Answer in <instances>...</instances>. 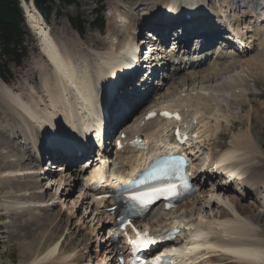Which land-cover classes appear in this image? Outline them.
Instances as JSON below:
<instances>
[{
  "label": "bare ground",
  "instance_id": "6f19581e",
  "mask_svg": "<svg viewBox=\"0 0 264 264\" xmlns=\"http://www.w3.org/2000/svg\"><path fill=\"white\" fill-rule=\"evenodd\" d=\"M94 1L97 2V9L99 10L107 7L102 4L104 0H94ZM154 1H156V3H154ZM154 1H153V6L150 5L149 7H147V13H145L143 18L140 15H138L133 19L132 17L130 19L129 13L132 12H129V10L127 12V7H124V3H126V1L114 0L113 7L111 9L113 10L112 13L114 15V20H113L114 22L110 21L111 27L107 30L108 32L109 31L113 32L112 29L114 24L117 25L118 27V29L115 30V33L113 32V36L111 38L112 40L110 41V45L112 46L109 48L107 46V43L104 41V39H100L101 41L98 40L96 41L97 42L96 46L99 47V49L95 51L83 47V49L76 48L74 52L69 53L68 51L64 52V50L61 48L62 46L61 47L60 45L58 46L55 40L52 38L53 37L51 33L52 28L50 29L51 26L46 22V19L44 18L40 10L37 8V6L34 5L31 0H26L24 11L30 29L33 30L34 34L38 38L40 55L44 56L45 58L47 55L50 62L48 61L47 58L46 61H48L50 65L51 64L53 65V67L51 65L52 69L50 70L48 68L46 75L42 77L43 84L41 88L43 89V93L45 94L42 95L46 96V100H44L43 96L40 95V93L38 92V88H36V86L32 84L33 82L29 81V84H31L30 87L35 88V89L32 88L31 90L39 95L40 100L43 99V104L47 106L48 111L45 113L43 112L41 113V111L40 112L37 111V108L39 107V105L37 104V100H35L34 98L30 99L29 96L27 95L25 96V100H24L18 94L14 93L11 89L4 86L2 89H0V105L5 103V109H0V111L4 112V114L7 117L6 124L4 125L5 126L7 125L12 130V132L14 131L15 134L17 133V131H20L21 133H27L25 129H27V131L29 130L31 132L29 138H32L35 146L34 149L37 151L36 140H35L37 134L42 135L43 138L44 135H46L47 139L53 137L57 139V142L58 141L61 142L63 136H65V138L72 136L73 138L75 137L78 141L81 140V143H83L82 139L84 140V138L86 137L89 131V125H85V124L87 123L88 120L91 119L90 115H94L96 113L99 114V112L102 110V108L100 110L99 107L104 106L107 103L113 105L114 107L115 104H120L119 109L114 110V112H112L111 110L108 111V117L110 118L111 122H113V116L122 109L123 104L121 102H124L123 98H125V100L126 99L128 100L130 98V96H127V94H125V89L127 85L130 84L131 82H125L129 80V77H127V75L124 74L128 72V68L131 67V58L134 56L133 54L136 53L135 46L133 44L128 45L129 43H132L129 41H132L131 38L134 31H139L144 27H146L147 25L150 26V24L152 23H157V22L165 23V22H171L173 20H178L176 22L184 25V23L187 22L188 20V19L185 20L184 18L186 14H189L190 12H193V14H195V16L192 17L193 21H191L190 23L192 24L200 16V13H202V11L204 10L212 11L213 9L207 3V1L209 0H154ZM143 5H147V3ZM156 6L160 7L159 11H156L154 9ZM203 6H205V8ZM213 6L216 9H219L218 5L215 4L214 2H213ZM229 6H231L230 0H225L223 7L226 8ZM137 9L135 7V10ZM218 12L219 14H221L219 10ZM222 12L224 15H227L226 10H223ZM243 12H244L243 19L244 17H246L244 22V24H246L245 28L251 29L250 23H252V19L255 18V15L254 13L251 12V9H249V7L244 8ZM127 21L131 22V26L127 25L128 24ZM215 22L220 23L219 27H223L221 24L222 23L221 19H217V21L215 20ZM255 22H257V31H258L257 35H259L262 30L264 31V22H259L257 20H255ZM199 27H200V23L199 21H196V25L194 26L190 25L188 27H185L184 31L187 32L188 30L189 32L191 28H193V30H196ZM201 28H203V26H201ZM249 29L248 32H250ZM70 34L74 35L75 38L78 39L80 43H82V46H84L85 42H81L72 29L70 30ZM211 34L213 33L211 32ZM254 34L251 35L253 36ZM118 35L123 36L125 40L123 39L120 42L117 41L116 44L114 43V41L116 40V37H119ZM251 35L250 38L252 39ZM61 44L64 47L70 45V43H66V41L65 43L61 42ZM85 51L88 53L87 57L83 54ZM206 51L207 50H203L200 53H194V54L191 53L192 55L186 57L185 60H193V62H195L196 58L200 56V54L201 56L204 53H206L207 55ZM246 52L248 54L247 57H243L242 60H239L236 63H233L234 62L233 61V62L224 63L223 65L217 63L216 60L213 62L214 57L210 56V57H206L202 63L195 62L192 65L175 72L171 77L163 76V79L161 81L159 77V84H163V86H168L169 91L166 90L165 93L162 92L156 93L154 96H152L150 102L147 104L146 107L145 104L142 106H138L139 104L135 98L134 100H131V102L128 101L129 108H131L129 113H132L136 116L133 117L134 120L130 118L131 120L128 119L126 122L123 121L122 124L120 125V128L119 127L117 128L118 131H120L119 133L121 135L120 137H118L119 141L122 142V144L124 145H128V143L131 140H134L135 138H144L148 141H154L153 145L159 146V144H161L164 140L162 138L157 139L149 131L152 130L153 133H156V130L158 129L159 132L164 134L165 132L168 131V129L167 127L165 128L166 123H162V122L165 121L170 122V125L172 126L178 124L176 120H173L171 118L170 119L160 118L159 121L156 120V122L154 123H150V119L152 120V118H148L146 120V115L149 112V110L147 109L154 106V105L150 106L154 98L158 99L159 101L161 100V98L162 99L165 98L168 101V103H170L168 104L164 100L165 103L162 104L161 108H169L171 110L172 109L177 110L176 108H178L179 106L189 107L191 108L190 114L192 113L194 117H198V119H202L201 121H203L201 124L203 125L204 130L200 129L199 127L196 128L197 132L203 137L204 135H206L205 137L208 136L207 135L209 132L208 126L211 121L216 123L218 125V128L219 127L221 128V131L218 134L217 133L212 134L210 140L209 138H205L204 141L205 144H208L210 146V150L212 151L211 157H216V158L218 157L220 159L223 169L230 174V177L228 178H230L233 181V183L231 182V184L223 186L224 184H227L226 181L227 177H226L225 180L222 183H220L222 187L218 186V190L221 189V193H222L224 189L230 188V186L232 187V185L235 184L234 182L237 181L238 184L241 186L240 190H242V192H240L241 195L239 197V201L241 198L242 200H244L248 196L253 197L255 195V191L261 190L262 184L264 185L263 182L259 181V178L261 177L259 171L254 169L253 167L259 165L258 167L263 168L262 163L264 161L260 160V157L262 155L261 154L262 151H260L261 146L259 147L260 141L257 140L256 137L255 139L253 138L255 134L253 133L252 123H249L251 119L249 118L248 122L247 120H245V122L243 123L247 125L246 129L241 130L238 136L230 138L228 134L235 133L237 126L241 125L239 123H241L240 121L242 120V116L239 115L238 116L239 118L237 120L235 119L232 121L227 116L229 114L226 115L225 112L224 114H222L223 113L222 111L224 109L219 107L220 98H218L219 96L213 92H209V93L199 92L193 95L192 92L188 90V86L193 85L192 84L193 81L195 80L197 81L200 79L199 85H202L204 83H210L212 81V84L214 86H210V87L214 88L216 91H219V88L220 89L224 88L222 90L224 91L226 90L227 95L224 96L223 98L225 99L226 97V99L227 98L229 99L231 97V99L233 100L232 101L233 104H236L237 101L241 102V100L244 98L246 99V101L251 100L250 98L251 95L248 96L249 98L248 99L245 93H243V91H236L235 90L236 87L234 86L237 85L238 83L235 82L236 84L232 86V81L234 82L237 80L238 81L241 80L242 83H245V81L249 79L246 78L249 76L251 78L264 79V38L258 36L254 38V40H251L250 48L247 49ZM173 57L174 56H172L171 58ZM46 61H43L45 67H47L48 65ZM244 65L247 66V70H244L245 73H243V71H240L238 68L234 69L238 71L237 74L233 72L234 70H232V67H238V66L241 67ZM32 67L33 66H31V68ZM38 71H41V69H38ZM50 72L53 73L50 74ZM230 74H232L231 76L233 77V79L230 76ZM224 75H227L229 77L226 78L227 80L225 79L226 81L224 80L225 82L224 81L220 82V80L218 81V79H216ZM214 79L218 81L216 83L217 85L214 84L216 82ZM228 79L231 80V82H229L230 84H227ZM38 81H40V72L38 76ZM120 81H121V86H116V84L119 83ZM1 82L7 84L3 81ZM20 83H22V81ZM219 83L220 84L222 83V85L219 86ZM12 84H7V85H12ZM203 87H205V89L210 88L205 84L203 85ZM74 92H76L77 95L73 96L72 94ZM163 94L165 95L162 96ZM235 97L237 99H235ZM85 103H86V107L84 105ZM156 103L158 102L156 101ZM78 105L80 106V110H77L76 108ZM103 108H106V106H104ZM213 108H215V111ZM86 111L88 113L87 115H85ZM11 114H14V116H11ZM15 114L20 116L19 119L20 121L15 119ZM121 116L123 115L119 113L118 116H116V120H118ZM235 118H237V116H235ZM10 120H12V122ZM14 120H17V122L16 121L13 122ZM223 121H226V123L224 124ZM34 124L40 126V127L37 126L38 128H36V132L33 128V126H35ZM167 124L169 125V123ZM20 126L22 127L20 128ZM45 127L46 129L44 132L43 129ZM190 127L191 126L189 125L188 128ZM215 127L217 126L215 125ZM19 128L20 130H18ZM39 128H41L40 131ZM113 128L114 126H111V129ZM142 132L145 133L144 136L141 134ZM27 134H29V132ZM24 135L25 137H27L26 134ZM223 138L230 139L229 143H227L226 146H224V144L222 145L221 140H223ZM54 140L48 142L45 138L41 139L38 142V147L44 148L46 145L48 147H53L54 145H56V143H54ZM63 140L64 141H62L63 144L62 148L58 149L57 151L56 150L53 151V154L58 153L59 155L67 154L68 156H71L74 153V149L70 146V144L68 143V141H66V139ZM201 142H203V140H201ZM10 146L12 147L11 143L8 142L6 139H3V141L0 142V187L1 188H5L6 186L8 187V185L10 184L12 185V181H14L13 178H15V181H17L18 178H20L19 175L21 174H25L26 177L32 176V174L33 176L35 175V177L37 178V182H36L37 185H40L43 180L46 179L48 180L46 174L49 175V173L39 174V172L36 169L38 163L40 164V159H39L40 156L38 153L35 152L36 154H33L32 151L31 152L28 151L29 157L20 156L22 153L16 155L14 154L16 157L19 158H17V160L8 161L10 157L5 151L7 149H10L11 148ZM137 146L139 145L134 146L129 144L125 148L124 150L125 153L120 157L123 159L120 161V163L123 164V167L128 166V164H130L132 160L137 158V154L140 153L136 151ZM115 147H116V142H115ZM45 150L50 151L49 149L46 148ZM140 151L146 157V154L148 153V149L140 150ZM163 151H165V148L161 149V151L158 152L160 153ZM123 152H117L116 154L117 157H119L118 154H122ZM207 153L209 152L207 151ZM130 154L134 155L131 159L129 156ZM14 155H12V157H14ZM29 158H32L34 161L37 162V164L35 163V166H32V163H29V165L26 164V166H24V164L26 163V161L29 160ZM84 163L87 164V166L90 164L89 161ZM208 165L209 164H206L205 166L208 167ZM62 166H58L60 167L58 168V170H64L63 168L64 166L63 167ZM99 170L101 171V174H104L103 166H101V168L99 167ZM83 171L84 169L80 166H78V168L69 167L66 168V170L63 173H61L62 174L61 176L65 174V177L58 179V181H57L58 177L57 178L53 177V179H55V184L57 183V185H61V186L64 185V187L65 186L68 187V185L66 184H69L70 190H73L74 183L71 180L72 178L78 179L80 177V179H82L83 176L88 177V175H86V172L88 173V167L86 172ZM69 174L70 177H68ZM97 176L98 173L95 174V177ZM64 178L68 179L66 184L62 182V179ZM214 178H215L214 173L213 171L211 172L210 170L209 174H207L206 182H210ZM50 181L52 182L53 180L51 179ZM89 181H91L90 175L87 179V185H89ZM126 181L127 180H124V182ZM82 187L83 184L80 187V197L82 196L86 197V198L84 197L82 198L83 203H85L86 201V205H87L86 210L88 209L94 211L100 210L101 208L100 205H98L97 203H93V201L90 202L87 195L81 191ZM18 189L19 190L16 191L17 193L12 194V196L10 197L7 196L9 197L10 201L6 200V202H4V206L6 210L9 211V214H11L13 211L14 213L17 214H19L18 212L23 211V213L26 214V212L31 211L30 204L34 202L36 203L39 202V200L29 198L28 191H25L24 189L22 190L20 187H18ZM42 189L45 188L42 187ZM218 190L214 191L213 189V191L216 193H218ZM67 191H69V189H65L63 193L65 197H67ZM204 192H206V189H204ZM39 193L40 191L38 192V194H34L35 198L41 197V193L40 194ZM201 196L202 195H200L198 199H200ZM222 197H224L223 194ZM222 197L221 198L219 197V200L222 199ZM57 199H59L60 201L61 198L58 197L56 193L55 195H52L51 200H57ZM198 199L197 201L193 202V204L199 202L200 200L198 201ZM260 199H262V197ZM219 200L216 194L215 199L212 200V205L216 206L215 207L216 210L210 209L209 212H206V210L201 211V209H199L198 211H200V213L195 218L191 217L190 213L192 211H190V213H187L188 216L182 218L180 216L178 217L177 215L174 217H170L168 220L165 221H163L162 219L157 221L156 223H161V224L164 223L165 226H168L169 223L173 221L174 223H176V225H180L181 228L184 227L182 228L183 230L188 229L189 225L187 224V222L195 223L198 227H200V229H198L197 232L191 233V235L189 236H186L182 233L181 237L178 239V241H180V244L182 245L173 247L172 249H166L163 252L167 250H172L174 254V260L177 264H189V262H192V264H204V263L220 264V261L223 260L226 261L232 260L233 262L238 264H264V240H256L261 237V235L258 233L259 231L255 228V224H257L258 221L257 219L261 215V214L258 215L254 214L255 212L254 209H256L255 208L256 206H254L253 203H251V205L249 203L244 204L241 201L238 202L236 201V199L231 198L227 201V202H232L233 207L235 205V208L231 210L228 208V206L226 207L224 204H222L223 202L222 200H221L222 202H220ZM251 201L252 200H250V202ZM223 203L227 204L226 202ZM263 203L264 201H262L259 207ZM210 204L211 201L209 205ZM189 206L190 204L186 206V209L187 207L189 209ZM63 208H64V204L62 203L60 212H62ZM240 209L251 213L250 217L248 218L249 221H245L241 219L242 215L238 214V211ZM178 212L179 211L176 210L175 215L178 214ZM183 213H184L183 211L182 213L180 212V214ZM58 214L59 213L54 214L52 216L53 218L49 219L51 221L50 224L51 223L53 224L54 220L57 221L51 226V231L49 235L47 234V236H45L47 237V239L45 240L44 244L41 245L40 243L41 240L44 241V239H42L44 235H38V236H34V238H31L33 237L32 235L25 234L28 232L27 231L28 225L25 226L26 227L25 231L15 236L19 240L31 238L30 240H28L29 242L27 241L29 244L26 245L28 247L27 250H22V254L26 256H24V260L20 264H24V263L34 264V262L36 264H39L38 261L40 260L38 258H42V260L43 259L45 260L48 257L51 258L49 261H46V264H80V261L76 263V258L78 260H82L83 255L77 256L76 254H74L75 251H73V248L76 247L74 244H73L74 247H69L66 245L68 241L67 236H65L64 240L62 239V230L64 227L63 225L65 224V221H67V219L65 220L64 217H59V219H57ZM177 219H181L182 221L177 222ZM102 220H103V224L107 223L106 219L102 218ZM111 220L115 222L114 217ZM145 226L148 227L149 225L146 224ZM37 227L38 226H36V228ZM95 230L96 228H93L91 229V232L89 234L85 233L82 236L83 239L88 240L91 237V235L94 234ZM74 240L75 239H73L72 242H74ZM99 240L100 239L98 236V238L95 240V243H97ZM104 240L105 239H103V241ZM106 244L107 242L106 243L103 242L102 246L106 248V252L108 253V255H106V258L104 259L101 258L100 261L97 262L99 264H105L107 257L108 256L110 257L111 255L110 250H114V248H112L113 245L110 243H108V250H107V247L105 246ZM24 247L25 246H22L21 249H24ZM65 250H70V251L69 253L67 251H66L67 253L66 252L64 253ZM99 250L100 249L95 250L97 254L96 258L99 257L98 255ZM192 254H193V258H192ZM219 254L224 255L223 259L222 258L219 259L217 257V255ZM29 257L31 258L29 259ZM216 258L219 260H217ZM107 264L110 263L108 262Z\"/></svg>",
  "mask_w": 264,
  "mask_h": 264
},
{
  "label": "rangeland",
  "instance_id": "374dc122",
  "mask_svg": "<svg viewBox=\"0 0 264 264\" xmlns=\"http://www.w3.org/2000/svg\"><path fill=\"white\" fill-rule=\"evenodd\" d=\"M125 1H126V3H124V7H127V12H128V10H129V12H132V13H129V16H130V19H131V17L133 19L136 16H135L134 10H133V8H135V6H132V5L137 4V2L134 0H125ZM55 2L56 3L53 6L54 10L49 15L47 22L51 26L50 29L52 28V30H51V33L53 35L52 38L55 40V42L57 43L58 46L59 45H60V47L62 46L61 48L64 50V52L68 51L69 53H72V52H74V50H76V48L83 49V47L88 48L89 50L91 49L92 51H95V50L99 49V47L96 46V44H97L96 41L97 40L101 41L100 39H104V41L107 43V46L109 48L112 46V45H110V41L112 40L111 38L113 36V32L115 33V30L118 29V27H117V25L114 24L113 29H112L113 32H111V31L108 32L107 30L111 27L110 21L112 22L114 20L112 13L110 14V10L113 7L114 0H104L102 2V4L104 6H107V7L104 9H100V10L97 9V2H95L94 0H55ZM223 2L225 3V0H223ZM141 3L142 4L147 3V5H141L144 7L140 6V8L138 7L139 9H137L135 11V13H137V15L140 13V16L143 18L145 13H147V7H149L150 5L153 6V2L150 0L148 2H146V1L144 2L143 0H141L140 3H138V5ZM154 3H156V1H154ZM207 3L210 7L213 6V2L207 1ZM126 4H127V6H126ZM229 7H231V6H229ZM159 8H160L159 6H156L154 9L156 11H159L160 10ZM102 17L105 20L106 25H104L105 28H102L100 30L97 28V24L101 23ZM82 25H83V27L81 28L82 31L80 30V33H79L76 29V26L81 27ZM129 26H131V22L129 23ZM71 29L77 35V37L80 39L81 42H85L84 46H82V43H80L79 40L76 39L74 35L70 34ZM25 31H26L25 33H26L27 54H26L25 58L23 59L21 65L18 66L12 61H7V59L4 57H2L0 59V64H2V66H4V67L0 68V80H3V78H2V76H3L4 79L8 80L7 81L8 84L13 83L12 85H7V84H4L0 81V89H2L4 86H6L9 89H11L14 93L18 94L24 100H25L26 95L29 96L30 99L34 98L35 100H37V104L39 105V107L37 108V111H39V112L41 111V113L42 112L45 113L48 111V109H47V106L43 104V99L46 100V96H43L45 94L43 93V89L41 88L42 84H43L42 77H44L46 75L47 69L49 68L51 70L52 67L47 61H46L48 64L47 67L44 66L42 55H40V53H39L40 47H39V43H38V38L34 34L33 30L30 29V27L27 23V20L25 22ZM118 36L119 37H116V40L114 41V43H116V44H117V41L120 42L121 40L124 39L123 36H120V35H118ZM94 39H96V40H94ZM65 41H66V43H70V45L67 47H64L61 44V42L65 43ZM89 43H91V44H89ZM0 53H1V47H0ZM83 54L86 57L88 55V53L86 51ZM30 65L33 67L31 68ZM237 68L240 71H243V73H245L244 70H247L246 65L241 66V67L240 66L232 67L233 70L237 69ZM38 69H41V71H38ZM1 72H3V73L1 74ZM39 72H40V81H38ZM231 75L232 74H230V76ZM7 77H13V78H11V80H9ZM226 78H228V76L224 75V76H221L220 78L218 77L216 79H218V81L220 80V82H222ZM15 79L16 80L19 79V82H17L16 84H14V82L16 81ZM216 79H214L216 81L214 83L215 85H217L216 83L218 82ZM232 79H233V77H232ZM246 79H248V80L245 81V83H242L241 80L240 81L237 80L234 82L232 81V86L234 84L238 83L236 86H234V87H236L235 90L243 91V93H245L247 98L249 95H251V97H250L251 100L246 101V99L244 98L241 100V102L237 101L236 104H233V102H232L233 100L231 99V97H230V100L228 98L226 99V97H225V99L223 98L224 96L227 95V92L225 94L226 90L225 91L222 90L224 88H222V89L219 88V91H216L214 88H211L210 86H214L212 84V81L210 83H204L205 85L210 87V88L205 89V87H203L204 84L199 85L200 79L197 81L195 80L192 82L193 85L188 86V90L191 92H197V93H199V92L200 93H202V92H208V93L213 92L219 96L218 97V98H220L219 103L222 104V102H223V104L225 105V108H222V109H224L222 111L223 112L222 114H224V112L226 113V115L229 114L227 116L232 121L235 119L237 120L239 118L238 117L239 115L242 116V120L240 121L241 123H239L241 125L237 126L235 133L234 134L233 133L228 134V136L230 138L238 136L240 134L241 130L246 129L247 125H245L243 123L245 122V120H247V122H248V119L250 118L251 120L249 121V123H252L253 133L255 134V136H253V138L255 139V137H256L257 140L260 141L259 147L261 146L260 151H262V153H261L262 155L260 157V160L264 161V108H263L264 107V79H262V78L261 79L260 78H251L250 76L247 77ZM20 80L22 81V83H20ZM29 81L33 82V84L36 85V88H38V92L40 93V95L43 94L42 100L39 99V97L37 96L38 95L37 93L34 92L36 94L34 96L33 93L31 92L32 91L31 89L34 87L29 88L27 86V89H26L25 85H27L29 83ZM220 85H222V83L221 84L219 83V86ZM228 91H230V90H228ZM161 92L165 93L166 89L162 90ZM72 95L75 96L77 94H76V92H74ZM164 95L165 94H163L162 96H164ZM231 96H232V94H231ZM235 99H237V98L235 97ZM162 100H166V99L164 98ZM220 100L222 102H220ZM152 101L153 102L150 106H152L153 103L155 104L156 101L158 102V99L154 98V100H152ZM220 104H219V107H220ZM0 109H5V103L0 105ZM213 109L215 111V108H213ZM11 116H14V114H11ZM221 116H223V115H221ZM235 116H237V118H235ZM15 119L19 120L20 116L15 114ZM17 120H14L13 122H15V121L17 122ZM1 121L2 122L7 121V117L4 113H0V127H2L3 124H5V123H2ZM10 121L12 122V120H10ZM212 123H214V122L211 121L209 123L208 134L209 135H212L215 133L218 134L221 131V128L220 127L218 128V125L216 123H214L217 126L215 129L214 127H212V126H214V124H212ZM223 123L225 124L226 121H223ZM21 127L22 126H20V128ZM167 127H169V126L167 125ZM7 128H9V127H7ZM20 128L18 130H20ZM4 133L7 134V130ZM13 135H22L25 137V135L23 133L13 134ZM228 136H226V137H228ZM210 138H209V140H210ZM3 139H6L12 145V147L10 146L11 148L9 147L10 149H7L5 151L9 155V157L11 158V159L9 158L8 161L9 160H12V161L17 160V158H19V157H16L15 155L21 154V153L22 154L20 156L29 157L28 151L30 149V146L28 144H25V143H22L19 146L18 144L15 143V142L21 143L20 142L21 138H19V136L16 137V139L14 140L15 142H13V140H11L9 138V135H8V137L5 135L4 136L0 135V142L3 141ZM229 141H230L229 138H223V140H221L222 145L224 144V146H226V144L229 143ZM221 150H223V149H221ZM207 151L208 152H210V151L208 149H206V155L208 156L209 153H207ZM12 155H14V157H12ZM129 156H131V155H129ZM29 163H32V166H35L36 161H34L32 158H29V160L26 161L25 164L24 163L23 164H24V166H26V164L29 165ZM262 165H263V168L258 167L259 165L255 166L256 168L255 167H253V168L259 171V174L261 176L259 178V181L264 183V162L262 163ZM61 172H62V170H57V169L54 170L50 175V180L52 177H55V178L58 177L57 181H58V179L65 177V174L63 176H61L62 175ZM19 177L20 178H18L17 181H15V178L12 177L14 180V181H12V185L10 184V185H8V187L6 186L5 188L0 187V264H20L21 262H23L24 256H26V255L22 254V250H27L28 247L26 245H29L28 240H30L31 238H34V236L44 235L42 238V239H44V241L41 240V242H40L41 245L44 244L45 240L47 239V237H45V236H47V234L49 235V233L51 231V226L57 221V220H54V223L50 224L51 221L49 219L50 218L52 219L53 218L52 216L54 214H57V213H59L57 216V219H59V217H64L65 220L67 219V221H65V224L63 225L64 227L62 230V239H64L65 236H67L68 241H67L66 245L69 247H74V245H75L76 249L73 248V251H75L74 254H76L77 256L83 255L82 260H78L76 258V263H78L80 261V264H99L97 262H99L101 258H104L106 256V254H104L106 249L105 248L102 249V247H101L102 240L104 237V232H103V230L101 231V222L99 221L101 219L100 215H96L94 212H91L90 209L86 210V208H87L86 201H85V203H83V201H82L83 197H80L79 186L81 184L82 179H73L72 178L71 180L74 183V185H73V190H70V185L66 184L68 181L67 178L62 179V182L65 183L66 185H68L69 188L67 186L64 187V185H62V186L57 185V183L55 184V181L53 183H51L50 180L46 181L47 179L43 180L40 185H37L36 184L37 178L35 177V175L33 176V174H32V176H28V177H26L25 174H21V175H19ZM68 177H70V174L68 175ZM19 179H20V181H19ZM13 182H14V185H13ZM234 183H236V182H234ZM238 186H240V185L239 184L237 185L236 192L235 191H232V192L229 191L227 194H223L224 197H222V199L219 200V197H218V200L220 202H222V201L226 202L227 204H225L223 202H222V204H224L226 207L228 206V208L231 210H233L235 208V205L233 207L232 202H227L231 198L236 199V201H238V202L241 201L244 204L249 203L251 205V203H253V205L256 206L255 207L256 209H254L255 210L254 214H257V215L261 214L260 217L257 219L258 220L257 224H255V228L259 231L258 233L261 235V237L256 239V240H264V207L258 208L259 205L262 203V200L260 199L259 203H258V201L257 202L255 201V203H254V201H253L254 196L253 197L248 196L246 199L242 200V198H241L239 201V197L241 195L240 192H242V190H240L241 186L240 187H238ZM262 186H264V185L262 184ZM262 186H261V188H262ZM18 187H20L22 190L24 189L25 191H28V197L29 198L39 200V202H37V203L34 202V203L30 204L31 211L26 212V214L23 213V211L18 212L19 214L14 213V211L11 214H9V211H7L5 206H4V202H6V200L10 201L9 197L12 196V194L17 193L16 191L19 190ZM42 187H44L45 189H42ZM213 187H214V184L211 183L210 187H209L210 190H213ZM65 189H69V191H67V197H65L63 195ZM227 189H224V191H227ZM39 191L41 193V197L42 196L43 197L42 198L41 197L35 198L34 194H38ZM218 192L220 193V190H218ZM238 192L240 193L239 197L236 195V193L238 194ZM55 193L58 195V197L61 198L60 201H59V199L51 200L52 195H55ZM69 193H70V195H69ZM216 194L218 196V193H216V192H214V196H212V194L210 193V196H208L204 201H199L196 204L190 203L191 207L189 206V209H188V207H187V209H186V207L185 208L184 207L178 208L179 212L176 215H175V211H173L172 213H170L171 212L170 211L166 215V219L168 220L169 217H174L177 215L178 216H180V215H187L188 216L187 213H190V211H192L190 214L194 213L197 215L200 213V211H198L199 209H201V211L206 210V212H209L210 209L216 210V208H215L216 206L212 205V200L215 199ZM255 195H256V192H255ZM7 196H9V197H7ZM61 200H62V202H61ZM247 200H252V201L248 202ZM210 201H211V204L209 205ZM62 203L64 204V208L62 209V212H60ZM28 206H29V204H28ZM205 206H208V207H205ZM182 211L184 213L180 214V212L182 213ZM154 212H157L158 214L156 216H153ZM154 212L152 213V216L150 217V221L157 222L158 219L163 218V217H161V214L164 215V213L161 210L156 209V210H154ZM29 213H30V215H29ZM238 214L242 215L241 219H243L245 221H249L248 218L250 217V214H251L250 212L240 209L238 211ZM26 225H28V227H27L28 232L25 234L32 235L33 237H31L29 239H20V240L17 239V237H15V236H17L18 234L25 231ZM36 226H38V227L36 228ZM93 228H96L95 234L93 236L91 235V237L88 240H84L82 236L85 233L89 234L91 232V229H93ZM97 230H98V232H96ZM98 236H99L100 240L97 243H95V240L98 238ZM73 239H75L74 242H72ZM98 243H99V246H98ZM76 244H78V245H76ZM22 246H25L24 249H21ZM96 249H100L98 252V255H99L98 258H96V256H97V254L95 253ZM66 251L69 253L70 250H65L64 253ZM57 254H58V252H57ZM32 255H34V254H32ZM223 256H224L223 254L217 255V257L219 259H221V258L223 259ZM32 257H34V256H32ZM30 258L31 257H29V259ZM50 258L48 257L45 260L44 259L42 260V258H38L40 260V261H38V263L39 264H46V261H49ZM219 259H217V260H219ZM108 261H109V258H107L106 264ZM24 264H27V263H24ZM34 264H36V263L34 262ZM220 264H238V263H235L232 260H228V261L223 260V261H220Z\"/></svg>",
  "mask_w": 264,
  "mask_h": 264
},
{
  "label": "trees",
  "instance_id": "16d2710c",
  "mask_svg": "<svg viewBox=\"0 0 264 264\" xmlns=\"http://www.w3.org/2000/svg\"><path fill=\"white\" fill-rule=\"evenodd\" d=\"M36 6L46 16L52 13L54 0H35ZM24 14L20 0H0V59L21 63L25 49L24 42ZM22 50V51H21ZM0 64V68H2ZM3 73V72H1Z\"/></svg>",
  "mask_w": 264,
  "mask_h": 264
},
{
  "label": "snow or ice",
  "instance_id": "6c2138e0",
  "mask_svg": "<svg viewBox=\"0 0 264 264\" xmlns=\"http://www.w3.org/2000/svg\"><path fill=\"white\" fill-rule=\"evenodd\" d=\"M150 115H154V113ZM180 179L182 183H186L185 178L181 177ZM165 194H168L169 196L177 195V186L175 184H166L158 188L149 189L147 192L132 193L130 199L143 204L149 202L152 197L163 196ZM134 231H136V239H129V243L133 246L147 248L150 244L155 243V240L150 238L146 231L140 232L135 229ZM152 264H160V257H156L152 261Z\"/></svg>",
  "mask_w": 264,
  "mask_h": 264
},
{
  "label": "water",
  "instance_id": "95a60500",
  "mask_svg": "<svg viewBox=\"0 0 264 264\" xmlns=\"http://www.w3.org/2000/svg\"><path fill=\"white\" fill-rule=\"evenodd\" d=\"M25 4V1H23V5Z\"/></svg>",
  "mask_w": 264,
  "mask_h": 264
}]
</instances>
